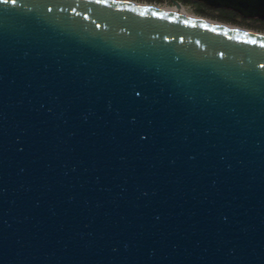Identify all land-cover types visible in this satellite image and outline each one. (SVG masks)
<instances>
[{
	"label": "water",
	"instance_id": "1",
	"mask_svg": "<svg viewBox=\"0 0 264 264\" xmlns=\"http://www.w3.org/2000/svg\"><path fill=\"white\" fill-rule=\"evenodd\" d=\"M0 264H264V35L0 0Z\"/></svg>",
	"mask_w": 264,
	"mask_h": 264
},
{
	"label": "trees",
	"instance_id": "2",
	"mask_svg": "<svg viewBox=\"0 0 264 264\" xmlns=\"http://www.w3.org/2000/svg\"><path fill=\"white\" fill-rule=\"evenodd\" d=\"M149 3L160 2L162 0H140ZM181 3H191L193 5V12L198 15L210 16L221 21H227L231 23L244 24L247 26H253L264 30V20H258L256 18H244L239 16L236 12L226 8H212L204 5L200 1L196 0H177ZM257 22L258 24H254Z\"/></svg>",
	"mask_w": 264,
	"mask_h": 264
},
{
	"label": "rangeland",
	"instance_id": "3",
	"mask_svg": "<svg viewBox=\"0 0 264 264\" xmlns=\"http://www.w3.org/2000/svg\"><path fill=\"white\" fill-rule=\"evenodd\" d=\"M129 1H133V2H136V3H139V4H144V5H153V6L160 7L162 9L177 11V12L185 14L187 16L188 15L189 16H194V17H197V18H201V19H204V20L220 23V24L227 25V26H230V27L254 31V32H257V33H260V34L264 35V30L256 28V27H253V26H247V25H244V24L231 23V22H227V21H221V20H218V19L210 17V16L198 15V14H195L193 12V10H190L188 8H180V7H178L177 10H176V7L164 5L161 1L160 2H154V3H149V2L140 1V0H129ZM254 24L257 25L258 23L255 22Z\"/></svg>",
	"mask_w": 264,
	"mask_h": 264
},
{
	"label": "built area",
	"instance_id": "4",
	"mask_svg": "<svg viewBox=\"0 0 264 264\" xmlns=\"http://www.w3.org/2000/svg\"><path fill=\"white\" fill-rule=\"evenodd\" d=\"M178 4V7L180 8H188L190 10H193V5L191 3H181L180 1H177V0H162L161 2L164 4V5H167V6H172V7H176V3Z\"/></svg>",
	"mask_w": 264,
	"mask_h": 264
},
{
	"label": "snow or ice",
	"instance_id": "5",
	"mask_svg": "<svg viewBox=\"0 0 264 264\" xmlns=\"http://www.w3.org/2000/svg\"><path fill=\"white\" fill-rule=\"evenodd\" d=\"M13 2H15V0H13Z\"/></svg>",
	"mask_w": 264,
	"mask_h": 264
},
{
	"label": "bare ground",
	"instance_id": "6",
	"mask_svg": "<svg viewBox=\"0 0 264 264\" xmlns=\"http://www.w3.org/2000/svg\"><path fill=\"white\" fill-rule=\"evenodd\" d=\"M182 14V13H181ZM185 15V14H184ZM189 16V15H188Z\"/></svg>",
	"mask_w": 264,
	"mask_h": 264
}]
</instances>
